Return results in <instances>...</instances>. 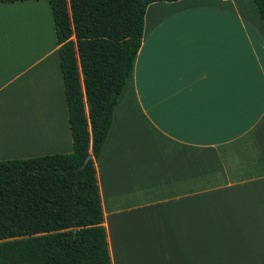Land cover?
<instances>
[{"label":"crops","instance_id":"0c3cea01","mask_svg":"<svg viewBox=\"0 0 264 264\" xmlns=\"http://www.w3.org/2000/svg\"><path fill=\"white\" fill-rule=\"evenodd\" d=\"M40 1L0 3V160L73 150L50 6L42 54L21 33V9ZM94 162L112 264H264V22L253 0L148 4Z\"/></svg>","mask_w":264,"mask_h":264},{"label":"trees","instance_id":"16d2710c","mask_svg":"<svg viewBox=\"0 0 264 264\" xmlns=\"http://www.w3.org/2000/svg\"><path fill=\"white\" fill-rule=\"evenodd\" d=\"M47 1L73 150L0 160V264H112L94 158L148 4L176 0ZM253 1L264 22V0Z\"/></svg>","mask_w":264,"mask_h":264},{"label":"rangeland","instance_id":"374dc122","mask_svg":"<svg viewBox=\"0 0 264 264\" xmlns=\"http://www.w3.org/2000/svg\"><path fill=\"white\" fill-rule=\"evenodd\" d=\"M22 20L26 21V24L21 27L22 36L27 34L31 41L35 40L37 47L35 49L38 54L44 52L45 47L49 46L50 42L48 41V27L49 20H51L49 5L46 1L42 0L36 5H32L27 9H21ZM154 7L150 8V15L155 11ZM28 15V16H26ZM47 30V32H46Z\"/></svg>","mask_w":264,"mask_h":264},{"label":"water","instance_id":"95a60500","mask_svg":"<svg viewBox=\"0 0 264 264\" xmlns=\"http://www.w3.org/2000/svg\"><path fill=\"white\" fill-rule=\"evenodd\" d=\"M90 156L88 155L87 157H86V160L89 158Z\"/></svg>","mask_w":264,"mask_h":264}]
</instances>
